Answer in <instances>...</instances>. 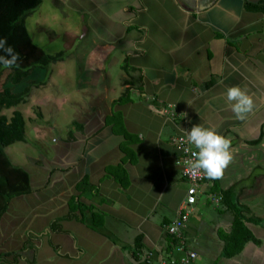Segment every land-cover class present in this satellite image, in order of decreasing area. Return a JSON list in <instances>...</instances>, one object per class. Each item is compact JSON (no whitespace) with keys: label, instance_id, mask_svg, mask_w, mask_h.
Masks as SVG:
<instances>
[{"label":"crops","instance_id":"obj_1","mask_svg":"<svg viewBox=\"0 0 264 264\" xmlns=\"http://www.w3.org/2000/svg\"><path fill=\"white\" fill-rule=\"evenodd\" d=\"M245 1L259 0H41L33 18L41 28L70 23V46L81 27L83 36L92 29L87 44H100L103 53L84 49L82 72L80 54L58 63L63 81L75 67L77 86L67 95L80 93L88 103L68 118L64 138L44 155H24L22 164L13 153L20 165L5 152L28 173L31 192L11 199L2 215L0 254L16 253L13 264H143L141 255L168 245L165 226L189 186L172 139L199 124L230 138L233 160L218 188L235 187L247 216L260 218L246 222L260 243L222 255L231 214L211 201L218 192L204 181L184 229L196 264H264V195L254 197L264 194V175L256 174L250 188L243 185L255 169H264V13L246 10ZM114 63L117 75H111ZM234 85L254 101L244 120L226 103V89ZM126 89V102L114 103ZM67 103L77 102L68 97ZM114 111L119 117L106 122ZM83 178L92 190L79 200L102 217L100 229L81 221L77 209L66 217ZM5 215L19 228L1 232ZM56 221L58 229L51 228Z\"/></svg>","mask_w":264,"mask_h":264},{"label":"trees","instance_id":"obj_2","mask_svg":"<svg viewBox=\"0 0 264 264\" xmlns=\"http://www.w3.org/2000/svg\"><path fill=\"white\" fill-rule=\"evenodd\" d=\"M40 3L41 0H0V39H6L7 45H10L19 54V60L11 67H5L0 62V79L3 72L8 70L0 89V219L7 210L11 199L31 192L28 173L22 167L12 164L4 151L6 146L25 140L23 114L19 110H13L11 116L7 117L2 113V110L24 103L29 96L31 83L36 86L45 83V81L28 82L33 71L48 69L51 63L61 61L64 57L63 51L53 54L46 52L33 41L27 29L26 18ZM244 7L246 10L264 13V0L245 1ZM0 57L9 58L3 49H0ZM127 93V89L124 90L123 94L114 100V103H125ZM117 117H119V113L114 111L107 117L106 122L114 121ZM119 168L121 169V166ZM209 180L206 178L204 181ZM210 181L213 183L212 190L221 195L220 205L231 214V232L228 238H225L222 255L233 257L240 253L249 242L259 245L260 240L247 227L246 222L257 224L260 222V218L253 215L247 216L250 214V210L247 206L239 203L235 187L219 189V179ZM75 189L79 191V195L70 199L71 213L66 217L75 216L72 211L77 209L81 221L93 229H100L103 222L102 217L79 200L82 194L89 189V191L92 190L88 179L83 178L76 184ZM50 226L53 229H58V222H53ZM135 245V250H139L141 247L140 237H136ZM8 255H12L14 259L5 260ZM16 256L17 254L14 252L0 254V261L13 264Z\"/></svg>","mask_w":264,"mask_h":264},{"label":"rangeland","instance_id":"obj_3","mask_svg":"<svg viewBox=\"0 0 264 264\" xmlns=\"http://www.w3.org/2000/svg\"><path fill=\"white\" fill-rule=\"evenodd\" d=\"M35 15L36 12L34 10L32 14L26 18V26L33 41L37 45L42 47L46 52L51 54L58 51H63L64 60H66L68 56H70L71 59H73L77 54H80L81 57L78 59V63H77V66H79L77 67V69L80 70V72L83 71L84 63L81 61V59L83 58L82 56L84 54L83 53L84 49L96 50V54H99V52L101 54L103 53V51L101 50L102 46H100V44L93 45V48H90L91 45L87 44L92 36V32H93L92 29H90L88 33L83 36L85 30L83 27H81L78 30V36H77L78 39L75 38V41H73L70 46L69 32L72 31V29L69 27L70 23H65L63 21L59 23V21L54 20L58 25L55 26V28H41L40 21L37 20L35 22V19H33ZM58 15L59 14L56 13L55 17H58ZM95 60L97 62L98 59L96 58ZM60 62L62 63L63 60ZM60 62L57 61L51 63L48 69H37L33 71V73L29 76L28 80L27 79L26 80L28 82L45 81V83L40 84L38 86L31 83L32 86L29 96L24 103H20L12 108L2 110V113L8 117L11 116L13 110H19L23 113L24 117L26 118L25 134H26V138L27 136L29 138L27 145L25 144V142L20 141L11 144L7 146L6 149H4L5 152L8 154V156L12 159V161L15 164H17L14 161L15 158L14 157L12 158L11 156L13 153H15L16 155L15 157L19 159L20 164L24 163L25 161L24 155L26 154L34 155L36 153H39L44 155L46 151L49 150L48 148H51L52 146L56 145L60 140L64 138L67 132L66 128H67L68 118L70 117L74 118L73 114H75L76 111H80L79 106H82L83 104H88L85 98L80 93L70 92V94L67 95L68 90L72 91L74 85L77 86L76 83L77 78L75 79L74 77L75 67L73 69L71 68V70L68 71V76L63 81L64 71H62L61 73L62 76L59 77L56 76L61 69V67L58 66V63ZM91 67L95 70L99 69V66L92 65ZM65 68L69 69L68 63L65 64ZM110 68L112 72L111 75L118 74L119 70L117 68L116 63L111 64ZM7 72L8 70H5L1 76L0 89H1V84L4 81ZM70 75H72V77H70ZM93 78L96 79L95 76H93ZM81 80H82L81 78L78 79V81ZM115 93L117 95L118 92L115 91ZM115 93H113L112 95L115 96ZM68 97L75 98L77 103L76 104L70 103L68 107V103H67ZM36 134L37 135L40 134V136L38 137L36 136ZM53 139L56 141H54ZM19 151L20 154L21 152L22 153L24 152V154L20 156ZM256 174L263 176L264 169L262 168L255 169L254 172L251 174V176L244 181L243 185L250 188V185L254 182L253 177L256 176ZM261 178L260 180H262ZM263 195L264 194L261 195L256 194L254 195V197L263 196ZM10 210L11 211L9 215L15 212L13 207H11ZM17 223H18L17 220H14V218L5 215L1 221V232L12 231L13 228L18 225ZM263 223L264 220L261 222L262 226L264 225ZM17 227L19 228V226ZM261 236L262 237L264 236V232L261 234Z\"/></svg>","mask_w":264,"mask_h":264},{"label":"clouds","instance_id":"obj_4","mask_svg":"<svg viewBox=\"0 0 264 264\" xmlns=\"http://www.w3.org/2000/svg\"><path fill=\"white\" fill-rule=\"evenodd\" d=\"M0 49H3L7 57H0V62L5 67H11L19 60L6 39H0ZM226 103L238 120L246 119L253 111L254 101L245 89L238 85L226 89ZM186 141L194 147L193 159L189 161V167L194 172H202L210 180L222 178L225 169L233 160L231 152V140L220 134L215 127H203L194 124L186 130Z\"/></svg>","mask_w":264,"mask_h":264},{"label":"built area","instance_id":"obj_5","mask_svg":"<svg viewBox=\"0 0 264 264\" xmlns=\"http://www.w3.org/2000/svg\"><path fill=\"white\" fill-rule=\"evenodd\" d=\"M172 143L178 150L177 164L182 176L187 179L189 186L186 190L182 204L176 211L175 218L165 226L170 241L165 248L155 251H147L141 255L143 264H196L197 253L189 248L188 239L184 234L190 214L197 199V188L207 178L202 172H194L189 167V161L193 159L194 147L186 141V135L180 134L173 137ZM211 201L218 205L221 195L213 193L209 195Z\"/></svg>","mask_w":264,"mask_h":264}]
</instances>
